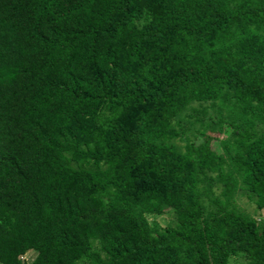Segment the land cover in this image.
Returning <instances> with one entry per match:
<instances>
[{"label":"trees","instance_id":"trees-1","mask_svg":"<svg viewBox=\"0 0 264 264\" xmlns=\"http://www.w3.org/2000/svg\"><path fill=\"white\" fill-rule=\"evenodd\" d=\"M230 258L264 264V0H0V264Z\"/></svg>","mask_w":264,"mask_h":264},{"label":"rangeland","instance_id":"rangeland-1","mask_svg":"<svg viewBox=\"0 0 264 264\" xmlns=\"http://www.w3.org/2000/svg\"><path fill=\"white\" fill-rule=\"evenodd\" d=\"M220 126L213 125L208 122H204L203 125L194 126V129L189 131L185 138L190 139L196 146L204 147L208 144L209 136L216 135L219 133ZM222 137V134L219 133V138ZM237 205L244 210L246 213L250 215H254L257 210L255 209L254 204L249 201L244 195H237L236 197ZM263 214V211H260ZM255 216V215H254ZM150 223L156 224L159 228L164 227L166 224H171L173 222L174 217L172 213L166 211L160 216L156 217H148ZM229 264H236V261H233L232 258L229 259Z\"/></svg>","mask_w":264,"mask_h":264},{"label":"built area","instance_id":"built-area-1","mask_svg":"<svg viewBox=\"0 0 264 264\" xmlns=\"http://www.w3.org/2000/svg\"><path fill=\"white\" fill-rule=\"evenodd\" d=\"M22 258V257H21Z\"/></svg>","mask_w":264,"mask_h":264}]
</instances>
